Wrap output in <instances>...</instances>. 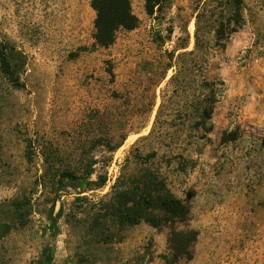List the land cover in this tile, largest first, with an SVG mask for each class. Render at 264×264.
Returning <instances> with one entry per match:
<instances>
[{
  "label": "rangeland",
  "instance_id": "obj_1",
  "mask_svg": "<svg viewBox=\"0 0 264 264\" xmlns=\"http://www.w3.org/2000/svg\"><path fill=\"white\" fill-rule=\"evenodd\" d=\"M243 1L221 47L228 7L163 0L150 16L131 0L138 27L106 49L92 0H0V264H164L168 228L107 223L108 240L92 225L118 177L145 167L189 209L179 229L198 232L176 264H264V0Z\"/></svg>",
  "mask_w": 264,
  "mask_h": 264
},
{
  "label": "trees",
  "instance_id": "obj_2",
  "mask_svg": "<svg viewBox=\"0 0 264 264\" xmlns=\"http://www.w3.org/2000/svg\"><path fill=\"white\" fill-rule=\"evenodd\" d=\"M222 7H228L230 14L227 21L236 26L226 30L223 22L216 30L219 46L242 26L243 0H214ZM163 0H145V8L148 15L153 16L156 9H160ZM91 7L96 13L94 22L95 45L101 48H110L116 42L117 33L120 30L132 31L138 27L139 19L134 14L131 0H92ZM223 15V13H222ZM0 59L5 73L11 70L10 63L5 52H1ZM111 76L113 69L109 70ZM209 94L201 100L199 111L200 125L206 128L212 119L217 92L210 89L204 82ZM90 164L85 178H77L70 173H63L58 179L59 189L66 187V182H86L95 174L94 166ZM107 182V176H100L97 182L87 184L102 188ZM93 230L100 228V235L113 239V233L107 223L116 229H125L136 226L142 222L155 229L163 227L169 229V254L163 257L164 264H176L181 259H192V247L197 241L198 232L192 229L181 230L179 225H186L190 221V211L184 202L176 197L167 185V182L150 168H141L139 172L126 176L121 174L114 186L108 200H101L93 208Z\"/></svg>",
  "mask_w": 264,
  "mask_h": 264
}]
</instances>
